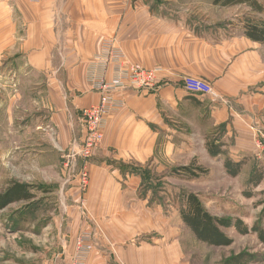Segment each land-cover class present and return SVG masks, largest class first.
<instances>
[{
  "label": "crops",
  "instance_id": "1",
  "mask_svg": "<svg viewBox=\"0 0 264 264\" xmlns=\"http://www.w3.org/2000/svg\"><path fill=\"white\" fill-rule=\"evenodd\" d=\"M15 6L25 32L22 44L15 28L11 37L27 66L44 77L42 108L59 150L83 137L81 111L98 103L89 76L102 71L104 42L112 41L129 63L158 70L155 88L125 85L114 94L122 107L107 119L103 142L88 164L84 203L98 228L133 238L145 230L146 201L134 196L140 178L125 172L151 166L157 153L173 155V144L164 153L159 141L173 138L176 124L197 118L214 129L224 125L221 140L231 139L222 147L225 154L254 149L255 124L264 123V43L249 39L245 28L226 29L229 19L245 11L243 0H15ZM111 72L109 67L106 80ZM184 76L208 82L214 95L187 93L180 82ZM121 182H129L131 196ZM112 219L131 222L119 221L113 231ZM160 246L132 241L108 249L116 264H177L178 242L165 248L166 258ZM92 253V264H105L98 249Z\"/></svg>",
  "mask_w": 264,
  "mask_h": 264
},
{
  "label": "rangeland",
  "instance_id": "2",
  "mask_svg": "<svg viewBox=\"0 0 264 264\" xmlns=\"http://www.w3.org/2000/svg\"><path fill=\"white\" fill-rule=\"evenodd\" d=\"M228 1L236 4L242 0ZM243 2L245 11L236 19H229L226 29L240 30L246 24L264 28V0ZM24 25L15 0H0V192L16 181L30 186L35 195L30 202L14 203L0 211V264H73L76 241L81 232L88 234L87 245H82L86 251L81 256V264H92L94 249L102 253L105 264H116L108 248L113 243L122 246L132 241L136 245L145 242L148 247L163 244L160 248L165 258V248L178 242L177 264H222L241 252L255 256V261L250 264H264V248L254 234L242 236L233 229H226L224 233L232 239V244L210 247L195 240L179 218L180 193L192 192L212 216L240 219L248 227L255 223L264 227V154L257 153L252 141L254 149L242 155L210 157L206 144L221 140L224 128L214 129L209 122L197 118L176 124L175 136L159 141L164 153L167 143H172L173 155L167 157L157 153L151 166L125 172L140 178L134 196L146 201L148 216L146 224H142L145 230L133 238L128 233L116 231L113 234L109 226L98 228L84 203L90 188L88 164L98 149L89 159L75 155L83 137L73 140L65 150L57 148L42 108L44 77L27 66L15 43L17 40L14 42L11 37L15 28L13 34L18 32L21 43ZM255 126L260 138L264 135V126ZM223 142V146L228 147L231 139L226 136ZM226 157L245 162L235 178L224 173ZM179 167H187V170L179 174L172 171ZM199 167L206 172L198 174L196 168ZM253 167L263 173V180L256 188L246 184ZM83 171L87 173L88 183L84 191L80 188ZM128 184L121 182L131 196L134 191ZM130 205L131 202L127 207ZM119 221L126 226L131 222L130 219H112L113 231Z\"/></svg>",
  "mask_w": 264,
  "mask_h": 264
},
{
  "label": "built area",
  "instance_id": "3",
  "mask_svg": "<svg viewBox=\"0 0 264 264\" xmlns=\"http://www.w3.org/2000/svg\"><path fill=\"white\" fill-rule=\"evenodd\" d=\"M31 1L36 3L39 0ZM102 51L104 59L99 62L102 65L101 73L89 76V80L99 93L98 103L81 111L84 133L80 149L75 152V155H79L83 159H89L100 147L107 119L122 107L121 101L114 96L115 92L125 85L139 90H150L155 88L158 83V70H147L137 64L129 63L123 52L112 41L104 42ZM109 67L112 70L111 77L110 80H106L104 74ZM180 82L182 88L191 95L202 97L214 95L212 86L202 79L184 76ZM257 133V130L253 133V143L257 153L261 155L264 154V135L259 138ZM87 184V173L83 171L80 188L84 191ZM86 237H88L87 232L81 233L77 238L73 264H81V256L86 251V248L83 247L87 245Z\"/></svg>",
  "mask_w": 264,
  "mask_h": 264
},
{
  "label": "trees",
  "instance_id": "4",
  "mask_svg": "<svg viewBox=\"0 0 264 264\" xmlns=\"http://www.w3.org/2000/svg\"><path fill=\"white\" fill-rule=\"evenodd\" d=\"M245 35L254 41L264 43V28L257 24H246ZM224 128V125L221 126ZM223 142L221 140L208 141L206 150L210 157L215 158L225 156V151L222 149ZM245 162L234 161L226 157L223 161L224 173L231 178L237 177ZM199 173H205L206 170L199 167L196 168ZM187 170V167L175 168L172 171L179 174ZM144 180V178H143ZM263 180V173L258 168L253 167L250 172L246 184L250 188H256ZM180 205L178 208L179 218L182 224L190 231L195 240L204 243L210 247H227L232 244V239L229 238L224 230L233 229L239 235L254 234L260 245L264 248V227L258 223L251 227L246 226L240 219L219 218L212 216L204 208L202 202L195 193L182 192L180 193ZM35 198L31 192L30 186L20 182H11L2 192H0V211L11 204L20 202H30ZM264 211V208H263ZM264 213V212H263ZM255 256L246 252H241L231 256L222 264H250L255 261Z\"/></svg>",
  "mask_w": 264,
  "mask_h": 264
}]
</instances>
